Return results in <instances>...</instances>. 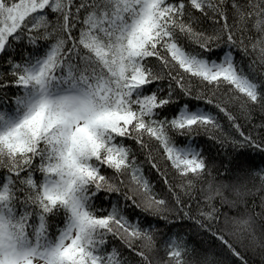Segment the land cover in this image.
<instances>
[{"label": "snow or ice", "instance_id": "6c2138e0", "mask_svg": "<svg viewBox=\"0 0 264 264\" xmlns=\"http://www.w3.org/2000/svg\"><path fill=\"white\" fill-rule=\"evenodd\" d=\"M249 254L264 264V0H0V264Z\"/></svg>", "mask_w": 264, "mask_h": 264}, {"label": "trees", "instance_id": "16d2710c", "mask_svg": "<svg viewBox=\"0 0 264 264\" xmlns=\"http://www.w3.org/2000/svg\"><path fill=\"white\" fill-rule=\"evenodd\" d=\"M221 123H222V125H223V127H224V129H225L226 131H232V129H231V128L229 127V125H228V122H227L226 118H223V119L221 120ZM241 123H243V121H241ZM201 142H203V140H201ZM209 155H210V157H215V158H216V160H217V166H218V162H219L220 157H218V156L216 155L215 150H214V149L211 150L210 153H209ZM255 160H256V163H259V158H258V157L255 158ZM223 171H224V170L221 168V169H220V172L223 173ZM148 175L150 176L151 179L156 180L157 191H159V190H160V187H161V185H160V181L156 179V176H155L154 173H148ZM157 240H159V241L161 242V246L159 247V248H160V251H159V252H160V254H161V253H163V241L161 240L160 237H157ZM249 255H250V258L254 261V264H259L260 257H259L258 255H255V256H253V255H251V254H249ZM185 259L191 260V259H193V257H192V255H187V256L185 257Z\"/></svg>", "mask_w": 264, "mask_h": 264}, {"label": "rangeland", "instance_id": "374dc122", "mask_svg": "<svg viewBox=\"0 0 264 264\" xmlns=\"http://www.w3.org/2000/svg\"><path fill=\"white\" fill-rule=\"evenodd\" d=\"M163 256H164V253H161V254H160V252L156 253L157 259H159L160 257H163ZM164 258H166V257H164Z\"/></svg>", "mask_w": 264, "mask_h": 264}, {"label": "bare ground", "instance_id": "6f19581e", "mask_svg": "<svg viewBox=\"0 0 264 264\" xmlns=\"http://www.w3.org/2000/svg\"><path fill=\"white\" fill-rule=\"evenodd\" d=\"M157 243H158V247L161 246V242L159 240H157Z\"/></svg>", "mask_w": 264, "mask_h": 264}]
</instances>
